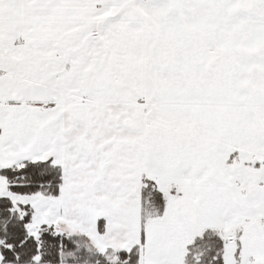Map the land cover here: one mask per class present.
Returning <instances> with one entry per match:
<instances>
[{
  "label": "snow or ice",
  "instance_id": "obj_1",
  "mask_svg": "<svg viewBox=\"0 0 264 264\" xmlns=\"http://www.w3.org/2000/svg\"><path fill=\"white\" fill-rule=\"evenodd\" d=\"M0 264H264V0H0Z\"/></svg>",
  "mask_w": 264,
  "mask_h": 264
}]
</instances>
